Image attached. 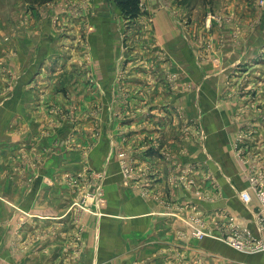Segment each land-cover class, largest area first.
Listing matches in <instances>:
<instances>
[{
  "label": "rangeland",
  "instance_id": "rangeland-1",
  "mask_svg": "<svg viewBox=\"0 0 264 264\" xmlns=\"http://www.w3.org/2000/svg\"><path fill=\"white\" fill-rule=\"evenodd\" d=\"M261 1L141 0L139 16L127 18L116 0H0V264H20L46 235L36 199L26 209L20 196L41 176L72 189L68 224L103 213L109 175L130 187L140 163L147 176L154 150L187 156L205 192L234 193L222 173L264 167ZM218 160L220 185L211 181ZM203 220L210 229L231 219ZM255 259L246 264H264V251Z\"/></svg>",
  "mask_w": 264,
  "mask_h": 264
},
{
  "label": "crops",
  "instance_id": "crops-1",
  "mask_svg": "<svg viewBox=\"0 0 264 264\" xmlns=\"http://www.w3.org/2000/svg\"><path fill=\"white\" fill-rule=\"evenodd\" d=\"M175 138L169 141L173 143ZM149 156V159L144 161L148 175L140 178L141 167L138 163L139 176L135 178L137 181L133 180L135 183L130 187L119 181L120 176L109 175L108 184L105 186L108 200L102 209L103 213L98 215L85 212L78 222L66 224L69 218L71 221L73 208L70 209V204L75 199L69 186L45 185V177L41 176L35 191L28 194L27 188L21 190V198L27 199L26 209L33 204L28 199H36V214L40 217L37 222L38 231H43L42 234L46 235L36 242L35 246L31 244L32 246L20 252V264L255 262V255L259 253L241 252L245 255L238 256L235 248L221 240L212 237L203 240L189 237V225L185 222L187 215L191 213L202 219L212 217L215 220L223 219L220 221L224 222L235 218L258 234L252 211L255 203L247 206L239 197V191L248 186L247 174L243 173L242 168L240 167L242 175L236 167L234 174L228 170L225 174L222 173L225 180H221V164L218 160L215 168L212 165L211 170L215 175L211 177V181L217 182L218 185L220 180L224 185L228 182L234 193L221 191L219 187L217 192H213V188L205 192L208 188L207 179L201 174L188 175L187 156L180 155L179 160L176 156L174 160H165L156 150ZM10 179H4V188L5 194L12 197ZM142 188L146 189V192L143 193ZM151 190L153 192H150ZM236 196L242 209L232 205H235ZM6 213L5 209L4 214ZM216 221L207 223L214 232L221 228V222ZM11 235L7 232L9 241ZM7 239L5 238L4 247H8ZM25 239L27 241V236ZM27 243L29 244L28 241Z\"/></svg>",
  "mask_w": 264,
  "mask_h": 264
},
{
  "label": "built area",
  "instance_id": "built-area-1",
  "mask_svg": "<svg viewBox=\"0 0 264 264\" xmlns=\"http://www.w3.org/2000/svg\"><path fill=\"white\" fill-rule=\"evenodd\" d=\"M261 2L264 5V0ZM247 180L248 186L239 191V197L247 206L255 203V206L251 208L258 234L236 219H231L229 226L214 232L208 229L203 219L193 216L192 222H185L190 225L195 237L203 239L210 236L247 254L264 251V167L250 162Z\"/></svg>",
  "mask_w": 264,
  "mask_h": 264
},
{
  "label": "trees",
  "instance_id": "trees-1",
  "mask_svg": "<svg viewBox=\"0 0 264 264\" xmlns=\"http://www.w3.org/2000/svg\"><path fill=\"white\" fill-rule=\"evenodd\" d=\"M30 3H45L52 0H27ZM122 13L127 18H135L138 17L141 12V0H116Z\"/></svg>",
  "mask_w": 264,
  "mask_h": 264
},
{
  "label": "bare ground",
  "instance_id": "bare-ground-1",
  "mask_svg": "<svg viewBox=\"0 0 264 264\" xmlns=\"http://www.w3.org/2000/svg\"><path fill=\"white\" fill-rule=\"evenodd\" d=\"M116 66V65H115ZM141 71V70H140ZM106 116V115H105ZM189 120V119H188ZM148 158V157H147Z\"/></svg>",
  "mask_w": 264,
  "mask_h": 264
}]
</instances>
